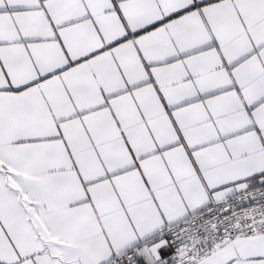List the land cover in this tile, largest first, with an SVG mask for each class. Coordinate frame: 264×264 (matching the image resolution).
Returning a JSON list of instances; mask_svg holds the SVG:
<instances>
[{
    "label": "snow or ice",
    "instance_id": "snow-or-ice-1",
    "mask_svg": "<svg viewBox=\"0 0 264 264\" xmlns=\"http://www.w3.org/2000/svg\"><path fill=\"white\" fill-rule=\"evenodd\" d=\"M0 264H264V0H0Z\"/></svg>",
    "mask_w": 264,
    "mask_h": 264
}]
</instances>
